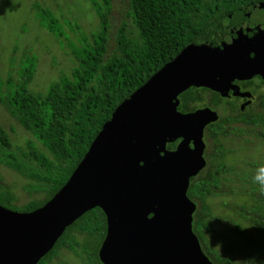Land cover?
<instances>
[{"label":"trees","instance_id":"1","mask_svg":"<svg viewBox=\"0 0 264 264\" xmlns=\"http://www.w3.org/2000/svg\"><path fill=\"white\" fill-rule=\"evenodd\" d=\"M90 1L98 27L90 34L80 32L77 44H70L74 65L68 73L52 80L45 91H33L29 85L36 57L24 52L17 75L0 77V105L46 151L32 140L13 147L0 126V163L33 181L29 186L46 194L42 201L29 200L16 206L13 194L0 189V205L5 208L29 212L47 202L64 186L103 123L129 94L203 29L251 0H128V16L135 31H128L122 22L116 29L111 53V0ZM33 8L41 27L56 38L63 35L58 19L48 8L38 3ZM201 96L202 92L195 88L185 90L182 106L201 101ZM258 122L257 119L255 123ZM216 170V190L228 187L232 193L235 187L230 184H239L241 194L248 196L251 205L240 206L238 214L251 221L264 237V177L241 172L232 165ZM205 209L209 212L210 208L205 205ZM106 224L99 207L87 210L66 227L44 256L30 264H51L60 248L73 252L82 264H100L97 250ZM236 229L243 232L240 225ZM213 260L237 264L215 254Z\"/></svg>","mask_w":264,"mask_h":264},{"label":"water","instance_id":"2","mask_svg":"<svg viewBox=\"0 0 264 264\" xmlns=\"http://www.w3.org/2000/svg\"><path fill=\"white\" fill-rule=\"evenodd\" d=\"M258 13L264 16V3L219 18L129 94L103 123L64 186L47 202L29 212L0 205V264L39 260L66 227L94 207L104 212L107 223L97 251L102 264H213L192 232L195 206L185 195L188 176L203 163L189 165L186 145L151 168L144 164L147 158L142 153L149 154L164 139L183 132L201 134L203 126L217 118L208 108L178 112L176 96L226 56L219 46L232 40L228 29ZM172 99L170 111L158 114ZM183 165L187 166L183 169ZM143 208L142 220L147 221L132 229L136 210Z\"/></svg>","mask_w":264,"mask_h":264},{"label":"rangeland","instance_id":"3","mask_svg":"<svg viewBox=\"0 0 264 264\" xmlns=\"http://www.w3.org/2000/svg\"><path fill=\"white\" fill-rule=\"evenodd\" d=\"M34 3L48 8L58 19L63 30L61 37H54L40 26ZM128 11V0H111L108 53L114 48L116 29L122 22L128 31H135ZM97 27L98 19L90 0H0V77L5 79L8 74L15 77L23 53L32 54L36 57V69L29 87L36 92L45 91L52 80L61 73H68L74 65L70 44H77L80 32L90 34ZM0 126L7 132L13 147L24 146L27 140H32L46 152L1 105ZM259 132V128L245 127L241 136L234 134L224 138V146L233 149L227 156L228 165L236 169L247 165L248 173L264 177V140ZM31 182L0 163V189L13 194L16 206L29 200L42 201L46 197L43 192L31 188ZM230 186L236 190L230 193L228 187H223L219 194L207 200L215 224L214 231L207 238L208 248L215 255L227 257L237 264H264L263 235L251 221L238 214L240 206L251 205L248 196L241 194L239 184ZM236 225L242 227V233L238 232ZM51 264L82 263L73 252L60 248Z\"/></svg>","mask_w":264,"mask_h":264},{"label":"flooded vegetation","instance_id":"4","mask_svg":"<svg viewBox=\"0 0 264 264\" xmlns=\"http://www.w3.org/2000/svg\"><path fill=\"white\" fill-rule=\"evenodd\" d=\"M258 3H264V0H251L229 13L244 6ZM263 18V14L258 13L247 17L244 21L242 19L237 21L238 24L228 29L226 33L232 40H235L229 41L228 46H219V49L226 56L215 62L201 76L200 81L193 82L187 88L200 90L202 92L201 101L189 104L188 107L184 108L181 101L184 91L176 96L178 100L176 110L178 112L188 113L200 108H208L217 115V118L214 121L209 120L201 129V134H198L196 130L193 134L183 132L175 138L173 136L170 139H164L163 144L156 145L155 150L150 151L149 154L147 152L142 153L147 158L144 164L151 168L161 157H170L173 153H177L179 148L186 145L191 158L189 165L197 167L203 163L194 174L188 176L185 195L195 206L191 215L192 232L197 237L200 249L213 264L220 263L213 260L214 252L208 248L207 238L214 231L215 224L210 209L209 213L205 209V205L209 206L207 200L219 194L213 183L214 177L218 174L216 168L222 169L229 166L227 156L233 152V149L224 146L223 140L225 137L234 134L241 136L244 134L245 127L259 128L261 131L259 135L264 140ZM231 55L234 56L231 57ZM174 101V99L170 100L163 107V111H158V114L164 111L169 112ZM257 119L259 124L255 123ZM154 121H156L155 118ZM139 164L142 166L143 162H139ZM186 166L183 165V169ZM247 167L245 165L244 168H241L243 169L241 172L246 173ZM132 168L135 169L133 171L137 169L135 166ZM144 210V208L139 211L136 210L135 216L132 218V229L139 223L144 225V222L147 221L142 220ZM204 223H207L206 227ZM99 263L102 264L100 261Z\"/></svg>","mask_w":264,"mask_h":264}]
</instances>
